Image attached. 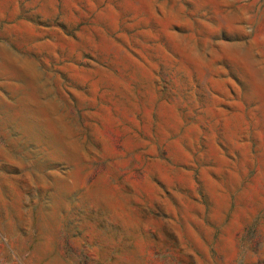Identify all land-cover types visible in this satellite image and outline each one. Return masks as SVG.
I'll list each match as a JSON object with an SVG mask.
<instances>
[{
    "label": "rangeland",
    "instance_id": "1",
    "mask_svg": "<svg viewBox=\"0 0 264 264\" xmlns=\"http://www.w3.org/2000/svg\"><path fill=\"white\" fill-rule=\"evenodd\" d=\"M0 264H264V0H0Z\"/></svg>",
    "mask_w": 264,
    "mask_h": 264
}]
</instances>
